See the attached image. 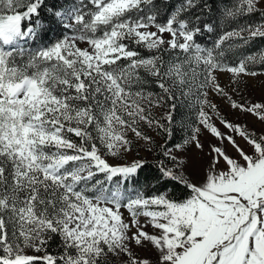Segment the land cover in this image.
I'll return each mask as SVG.
<instances>
[{"label": "snow or ice", "instance_id": "obj_1", "mask_svg": "<svg viewBox=\"0 0 264 264\" xmlns=\"http://www.w3.org/2000/svg\"><path fill=\"white\" fill-rule=\"evenodd\" d=\"M0 264H264V0H0Z\"/></svg>", "mask_w": 264, "mask_h": 264}]
</instances>
